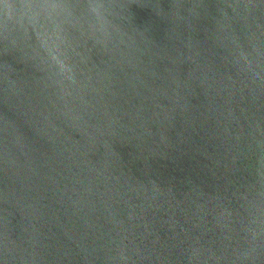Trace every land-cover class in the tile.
I'll list each match as a JSON object with an SVG mask.
<instances>
[{
    "label": "water",
    "instance_id": "1",
    "mask_svg": "<svg viewBox=\"0 0 264 264\" xmlns=\"http://www.w3.org/2000/svg\"><path fill=\"white\" fill-rule=\"evenodd\" d=\"M0 264H264V0H0Z\"/></svg>",
    "mask_w": 264,
    "mask_h": 264
}]
</instances>
